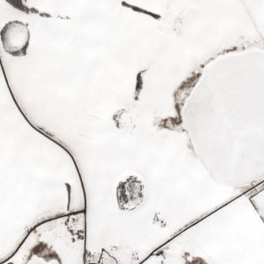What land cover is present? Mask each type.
Segmentation results:
<instances>
[{
	"label": "snow or ice",
	"instance_id": "6c2138e0",
	"mask_svg": "<svg viewBox=\"0 0 264 264\" xmlns=\"http://www.w3.org/2000/svg\"><path fill=\"white\" fill-rule=\"evenodd\" d=\"M0 264H264V0H0Z\"/></svg>",
	"mask_w": 264,
	"mask_h": 264
}]
</instances>
